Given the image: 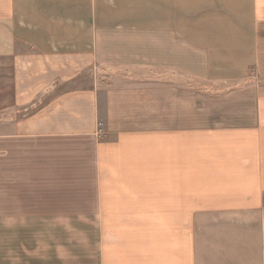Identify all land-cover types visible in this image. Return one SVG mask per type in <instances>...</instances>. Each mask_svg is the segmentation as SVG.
Wrapping results in <instances>:
<instances>
[{
	"label": "crops",
	"instance_id": "crops-1",
	"mask_svg": "<svg viewBox=\"0 0 264 264\" xmlns=\"http://www.w3.org/2000/svg\"><path fill=\"white\" fill-rule=\"evenodd\" d=\"M0 264H264V0H0Z\"/></svg>",
	"mask_w": 264,
	"mask_h": 264
},
{
	"label": "rangeland",
	"instance_id": "rangeland-1",
	"mask_svg": "<svg viewBox=\"0 0 264 264\" xmlns=\"http://www.w3.org/2000/svg\"><path fill=\"white\" fill-rule=\"evenodd\" d=\"M195 92L206 91L210 98H218L221 95V84H206L195 82Z\"/></svg>",
	"mask_w": 264,
	"mask_h": 264
}]
</instances>
